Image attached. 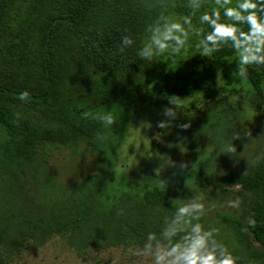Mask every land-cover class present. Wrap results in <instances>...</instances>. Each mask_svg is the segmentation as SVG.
Wrapping results in <instances>:
<instances>
[{
	"label": "trees",
	"instance_id": "obj_1",
	"mask_svg": "<svg viewBox=\"0 0 264 264\" xmlns=\"http://www.w3.org/2000/svg\"><path fill=\"white\" fill-rule=\"evenodd\" d=\"M166 2L169 12L187 14L186 0ZM160 11L159 0H0V264H9L21 245L38 246L53 236L80 253L112 246L143 249L152 232V248L168 247L181 258L190 254V225L169 241L160 237L182 205L169 187H162V179L142 170L137 176H119L107 165L69 185L59 184L52 196V180H42L49 176L45 155L53 149H88L100 163L111 162L124 120L118 107L160 113L216 93L224 98L200 111L199 124L219 131L238 121L235 105L220 94L227 86H216L222 69L239 57L230 46L207 57L189 46L151 63L135 55ZM125 34L134 45L119 54L116 47ZM246 80L264 111L262 73L250 68ZM22 91L28 93L24 101L18 98ZM109 109L115 117L112 129L82 116ZM168 126L156 127L161 139L151 144L157 152L172 153L182 142L171 138ZM233 132L228 129L225 138ZM193 179L209 199L241 195L237 212H217L215 239L236 258L235 264H264V154L244 172L198 166ZM42 192L50 196L41 198ZM203 221L202 215L191 223Z\"/></svg>",
	"mask_w": 264,
	"mask_h": 264
},
{
	"label": "rangeland",
	"instance_id": "obj_2",
	"mask_svg": "<svg viewBox=\"0 0 264 264\" xmlns=\"http://www.w3.org/2000/svg\"><path fill=\"white\" fill-rule=\"evenodd\" d=\"M239 61L240 56L236 62L233 61L226 69H222V76L217 77L216 84L217 87L227 86L225 92L220 94H226V99L235 105L234 111L239 112V115L238 121L234 122V132L238 137L242 135L245 137L244 139L240 137L238 142L232 143L235 149L232 154L222 153L223 144L218 143L211 135L210 124H199L204 117L200 111H204L209 104L216 105L219 98H224L222 95L217 98V94L214 93L209 98L203 97L196 104L187 100L176 106L167 107L175 110L174 118L165 116L164 112L154 113L143 107L138 108L134 113L118 107L120 116L124 120L121 133L119 132V144L111 152L114 158L111 162V159H106L100 163L97 154L88 149L77 150L75 153L65 148L47 152L45 157L49 176L42 180L43 184L52 180L54 189L50 195H54L59 184L69 185L76 182L80 177L94 173L95 168L112 166L119 176L124 174L137 176L142 170L144 175L147 172L150 177L156 176L162 179L164 185L171 189L182 204L190 198L201 201L205 205L201 228L217 229L214 225L217 212H237L241 206V195L219 194L209 199L194 181L193 170L201 166L218 171L244 172L252 160L264 154L263 106L258 104L249 82L246 79L239 80L236 76ZM165 119L169 124L171 138L182 140L180 146H177L172 153L171 149L167 151L163 148L157 152L151 144L161 139L158 125L165 122ZM185 124L187 127H182ZM191 136L194 138L193 141ZM188 141L190 144L186 145ZM160 151L166 154L162 156ZM133 170L136 172L133 173ZM50 195L42 192L40 197L45 198ZM9 264H182V260L180 256L162 245L155 246L148 252L138 247L112 246L104 249H87L77 253L66 246L60 237L53 236L38 246L21 245L13 254Z\"/></svg>",
	"mask_w": 264,
	"mask_h": 264
},
{
	"label": "clouds",
	"instance_id": "obj_3",
	"mask_svg": "<svg viewBox=\"0 0 264 264\" xmlns=\"http://www.w3.org/2000/svg\"><path fill=\"white\" fill-rule=\"evenodd\" d=\"M184 6L188 9L187 14L177 16L167 10L171 5L166 0H159L161 11L148 26L145 42L135 49V55L140 61L151 63L162 55L172 56L185 52L189 46L194 53L207 57L222 47L230 46L240 56L236 71L239 80L247 79L250 68L259 72L264 69V0H212L210 4L207 0H186ZM243 25L248 26L247 32L241 31ZM133 45L131 35H122L116 52L123 54ZM18 98L24 101L28 93L22 91ZM175 114L174 109H164L167 117L174 118ZM82 116L97 121L101 129H112L115 123L110 109L101 114L84 112ZM161 125L167 127L166 122L158 126ZM232 127L225 126L219 131L209 127L211 135L223 144L222 153L232 154L235 151L232 139L239 138L238 135L233 132L231 137L225 138L226 131ZM162 187H165L164 183ZM204 211L205 205L201 201L187 199L175 209L172 219L161 230L160 237L169 241L178 231H184L190 225L186 246L191 251L181 258L182 264H235L236 258L215 239L217 229L203 230L199 223H191L197 221ZM155 239L154 233H147L144 252L151 250Z\"/></svg>",
	"mask_w": 264,
	"mask_h": 264
},
{
	"label": "flooded vegetation",
	"instance_id": "obj_4",
	"mask_svg": "<svg viewBox=\"0 0 264 264\" xmlns=\"http://www.w3.org/2000/svg\"><path fill=\"white\" fill-rule=\"evenodd\" d=\"M262 71H260L262 73V76L264 78V69H261Z\"/></svg>",
	"mask_w": 264,
	"mask_h": 264
}]
</instances>
